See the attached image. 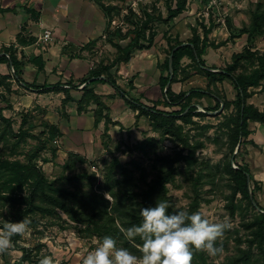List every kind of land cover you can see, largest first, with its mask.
I'll list each match as a JSON object with an SVG mask.
<instances>
[{
    "label": "trees",
    "instance_id": "16d2710c",
    "mask_svg": "<svg viewBox=\"0 0 264 264\" xmlns=\"http://www.w3.org/2000/svg\"><path fill=\"white\" fill-rule=\"evenodd\" d=\"M187 1L176 0L174 6L168 7L167 18L160 17L159 20L164 23L175 20L185 10ZM95 2L107 18L105 38L116 49V55L111 61L108 60V63L105 59L98 63L90 71L88 78L81 80L79 85L72 84L71 89L74 90H79V87L87 84L81 90L82 96L77 100L78 113L82 114L88 111L90 106H95L93 110L94 125L98 127L100 123H105V131L102 134L103 148L109 149V144L113 143V139L108 133L110 126H121V124L112 120L109 107L92 87L97 83H107L117 93H122L126 97V102L134 111H138L137 121L141 117L148 118L154 131L163 139L172 138L177 143L179 150L174 154H157L153 161L154 172L151 177L146 168H143L137 161L122 163L118 157L113 155L110 160L105 159L102 162V180H99L96 172L79 171L78 166L85 159L76 153H70L66 162L60 167V175L52 180L39 164L40 155L49 149V142L56 141L62 134L56 125L46 122L44 127L47 129L49 139L36 138L39 140L38 147L29 152L24 161L10 159L11 156H7L6 149H9L10 146L14 148V143L11 144V142L17 140V143H20V139L25 140L31 137L24 130L23 125L19 132H15L13 120L4 113L7 110H13L11 96L14 93L12 90L14 83L27 90H37L40 93H64L63 108L68 103L75 101L71 96V89L64 86L39 87L35 84L24 83L21 68L25 65L26 60L24 57L19 58L18 52L12 48L0 55V64H8L14 69L12 74H0V103L6 105L0 108V216L6 217L9 222H19L26 218L30 221L31 227L39 224L41 219H49L62 230H67L70 227L77 230L81 238H97L98 241H101L103 237L111 236L116 239L117 247L127 248L139 256L140 252L136 245L142 242L139 238H136L135 242L127 241L120 232V227L129 228L138 225L141 222L140 208L155 207L158 200L169 203V213L177 210L186 211L188 214L199 212L203 199L199 189L201 190L205 179H208L211 184L215 183V174L212 171L206 175L199 171L195 178H191L196 194L192 197V202L187 209H177L169 195V185L176 183L177 176L194 171V167L199 164L196 153L203 148V144L201 142L193 144V138L185 133L184 126L196 124L193 120L194 117L206 116V113L199 111L198 105L202 103L203 99L208 98L215 101L216 105L215 107H205V111H217L223 103L225 109L235 108V114H232L229 119V144L236 167H233L229 162L224 168V173L227 174L231 182L232 199H239L247 213L250 210L253 211L252 218L245 224V228L251 236L247 239V249H242L240 246L242 240H238V251L230 258L229 264H264V208L261 207L256 197L259 187L249 176L250 172L247 166L237 161L238 154H241L250 135L249 123L256 121L264 124V111H260L248 102L253 95L251 89L260 87L264 82V52L245 48L244 51L233 54L232 61L220 71L208 68L204 60L209 48L218 49L244 34L247 35L248 42H251L255 36L264 35V6L258 4L252 10L251 24L245 26L239 34H231L227 41L218 44L210 42L209 34L215 28L214 25L209 28L202 27L203 38L195 31L193 37L187 41H180L177 37L172 43L169 39V50L165 62L161 65L159 80L162 99L152 102L150 106L142 104L139 99L128 98L127 94L118 86L111 71L122 63L130 62L137 51L148 50L154 46L157 36L153 29L154 17L145 13L144 18H138L137 14L130 10L128 19L134 28L126 32L117 28L111 32V22L114 16L120 13H115L117 8L110 4H104L102 0H95ZM133 18L138 20L133 21ZM228 29L233 32L230 21H228ZM165 37H167L166 34ZM116 38L118 41L114 40ZM127 39L128 43L125 46L122 45L121 41ZM34 41V38L22 41L21 35L19 37L20 44L29 45ZM184 43L188 45L182 46ZM89 46L95 47L96 42L90 43ZM177 47L179 48L174 51ZM171 56L172 65H170ZM184 58L191 61L197 72L186 75L183 80L187 81L194 76H202L208 80L206 89L196 88L180 93L173 91V85L182 71ZM244 63L251 64L248 71L242 70ZM94 78L95 80L88 83ZM227 80L231 81L236 91V98L232 101L222 100V102L212 87ZM130 85L133 88V82ZM179 121L181 124H178ZM118 144L120 145V143ZM236 150L238 152L234 156ZM53 154L56 157V150ZM105 193H109L111 201L105 198ZM254 201L261 211H256ZM20 237L19 235L12 237L14 248L22 253L19 264L32 262L34 251L30 248L17 246ZM216 246L222 249L215 255L216 257H219L229 247L227 241L220 239L216 242ZM41 248L43 245L38 246V251ZM254 248L257 250L256 254ZM192 264H211L210 256L204 252L194 251Z\"/></svg>",
    "mask_w": 264,
    "mask_h": 264
},
{
    "label": "rangeland",
    "instance_id": "374dc122",
    "mask_svg": "<svg viewBox=\"0 0 264 264\" xmlns=\"http://www.w3.org/2000/svg\"><path fill=\"white\" fill-rule=\"evenodd\" d=\"M102 2L117 8L115 13H120L119 15H115L111 22V32L117 28H121L123 32L134 28L128 19L130 17V10L137 14L138 18H144L145 13L151 14L155 19L153 29L157 33L155 43L159 39L166 42L164 43L166 48L163 49L166 56L169 50V39L172 43L175 42L177 37L180 41H187L193 37L195 31L203 38V26L207 28L212 25L215 26L214 32L212 31L213 34H209L210 42L227 41L231 34L235 33L237 35L245 26L251 24L252 10L258 4L264 6V0H188L185 10L180 16L173 21L164 23L159 18H167L168 7L170 5L174 6L176 0H102ZM132 20L137 21L138 19L133 18ZM228 21L232 23L233 32L228 29ZM216 31L217 35L214 36ZM165 34L167 37H165ZM114 40L118 41V38ZM128 41V39L121 41V44L125 46ZM223 47L227 48V56H230L229 54L240 53L245 48H251L252 51L263 53L264 35L255 36L251 42H248V37L244 34ZM95 50L98 52L97 57H101L103 60L111 61L116 55V49L108 43L106 38H103L102 42L96 44ZM227 64V62H224L221 68H224ZM250 66L251 64L244 63L242 70L248 71ZM195 72H197L195 66L188 58H184L182 71L178 76V80L173 85V89L177 92H184L183 90H189L193 86L203 85L207 88L208 80L202 76H194L187 81L183 80L186 75L194 74ZM192 79H199L200 82L191 85L190 81ZM212 88L221 101H232L236 98V91L230 81L218 84ZM155 91L158 94L157 97L162 99V91L158 88ZM199 104V111L206 113V116L194 117L193 120L196 124L184 126L185 133L193 138V144L197 142L203 144V148L199 149L196 153L199 164L194 167V171L177 176L176 183L169 185V195L177 209H187L188 205L192 202V197L196 194L191 178H195L199 171H202L203 175L209 174L211 171L215 174L214 184L205 179L204 185L201 187V190L199 189L203 198L199 212L213 222H226L229 225L220 238L221 241H227L229 245L228 249L223 251L219 257L210 256L211 264H229L230 258L238 251V240H242L241 248L247 249V239L251 238V236L249 235L250 232L246 230L245 224L250 221L253 215V211L251 210L248 213L246 212V208L239 202V199H232L231 182L227 174L224 173V168L229 162L233 167H236L229 144V119L232 114H235V108L230 107L229 109H225L223 103L217 111H205V107H215L216 105L215 101L208 98L203 99L202 103ZM5 106L4 103H0V108ZM167 110L172 109L167 108ZM11 113V110L6 111L8 117L12 115L10 118L13 120L15 132H19L23 125L24 130L31 137L25 140L20 139V143H17V140L12 141L11 144L14 143V148L12 146L8 147L9 149H6V154L7 156H11L10 159L24 161L27 154L38 147L39 140L36 138L49 139L47 129L44 127V124L49 121L45 119V115H42L41 112L33 113L23 110L16 115ZM178 124H181V122L179 121ZM109 145L110 148L104 149V152L98 156L84 157L85 161L79 164L78 170L81 172H96L99 180H102L101 170L103 160H110L115 155L122 163H128L133 160L137 161L143 168H146L147 173L151 177L154 172L153 161L157 154H174L175 151L179 150L177 143L172 138L163 139L154 131L153 125L148 118H146V133L143 132L141 135L130 137L127 141L113 140V143ZM54 150H56V157L53 154ZM58 150V144L56 145L55 141H52L49 142V149L40 155L41 160H39V164L52 180L60 175V167L68 158L66 156L65 159H60L57 153ZM237 152L238 150L234 152V156ZM237 161L240 163V153L238 154ZM182 171L184 172V169ZM232 204L236 207H233ZM256 211L259 212L257 208ZM64 218L67 219L66 216ZM6 221L9 222L6 217L0 216V227ZM50 221L49 219H41L35 227L29 225V231L17 241V246L30 248L34 251L32 262L26 264H39V260L45 255L52 256L56 264H81L87 252L96 247L98 239L81 238L77 230L71 227L67 230H62ZM40 245H43V248L38 251V246ZM254 253H257L255 248ZM21 256L22 253L16 250L13 244L6 253L0 254V264H19Z\"/></svg>",
    "mask_w": 264,
    "mask_h": 264
},
{
    "label": "crops",
    "instance_id": "0c3cea01",
    "mask_svg": "<svg viewBox=\"0 0 264 264\" xmlns=\"http://www.w3.org/2000/svg\"><path fill=\"white\" fill-rule=\"evenodd\" d=\"M106 27L107 18L95 0H0V55L13 48L19 58H25V65L21 68L24 83L39 87L61 85L71 89L72 84L77 86L81 80L88 78L90 71L103 60L97 57V50L89 44L102 42L106 37ZM45 30H51L52 39L39 44ZM20 35L22 41L32 38L35 41L29 45L20 44ZM158 41L148 50L137 51L130 62L122 63L111 71L128 98L139 99L144 105H152L153 101L161 100L155 90L160 89L161 65L167 56L163 50L166 42ZM227 54V48L223 46L218 49L209 48L204 56L207 67L220 71L223 63H230L233 56ZM105 61L108 63V60ZM11 72L14 73L12 66L0 64L1 75H9ZM91 81L93 79L88 83ZM199 82V79H192L190 84ZM86 85L79 87V90L71 89L75 101L63 108L64 93H40L14 83L11 114L16 115L23 110L41 112L47 121L56 125L62 134L58 139L57 153L60 159H65L70 153L85 158L98 156L104 152L102 134L105 123L95 127L94 105L82 114L78 113L77 108V100ZM92 87L109 107L112 120L122 126H110L108 133L113 140L127 141L130 137L146 133V117L137 121L138 111L128 105L122 93H117L107 83H97ZM196 88L206 89L202 85L183 91ZM251 91L253 95L248 102L264 111V82ZM4 113L7 116L6 111ZM249 131L247 143L240 154V164L247 166L249 176L259 187L256 197L264 208V124L251 121Z\"/></svg>",
    "mask_w": 264,
    "mask_h": 264
},
{
    "label": "clouds",
    "instance_id": "9594fccd",
    "mask_svg": "<svg viewBox=\"0 0 264 264\" xmlns=\"http://www.w3.org/2000/svg\"><path fill=\"white\" fill-rule=\"evenodd\" d=\"M109 193L105 198L111 201ZM167 201H157L155 207L140 208L141 222L119 230L129 242L136 238L140 255L127 248L117 247L116 239L105 236L93 250L87 252L81 264H192L195 252L215 256L222 251L216 242L223 236L229 225L213 222L200 212L188 214L186 211H172ZM30 221H6L0 227V254L12 246V237L23 236L29 231ZM39 264H56L52 256L45 255Z\"/></svg>",
    "mask_w": 264,
    "mask_h": 264
},
{
    "label": "built area",
    "instance_id": "2783aa9c",
    "mask_svg": "<svg viewBox=\"0 0 264 264\" xmlns=\"http://www.w3.org/2000/svg\"><path fill=\"white\" fill-rule=\"evenodd\" d=\"M52 39V32L51 30H45L43 35L40 37L39 39V44H45L47 43L49 40ZM55 144H58V141H55Z\"/></svg>",
    "mask_w": 264,
    "mask_h": 264
},
{
    "label": "water",
    "instance_id": "95a60500",
    "mask_svg": "<svg viewBox=\"0 0 264 264\" xmlns=\"http://www.w3.org/2000/svg\"><path fill=\"white\" fill-rule=\"evenodd\" d=\"M185 45H188L187 43H184L182 46H185ZM179 47H177L174 51H176ZM170 65H172V56L170 57ZM171 72V78H172V69L170 70ZM95 80V78L93 79ZM170 83L168 84L167 88L169 87ZM254 206L259 210L261 211L260 207L257 205V203L254 201L253 202Z\"/></svg>",
    "mask_w": 264,
    "mask_h": 264
}]
</instances>
